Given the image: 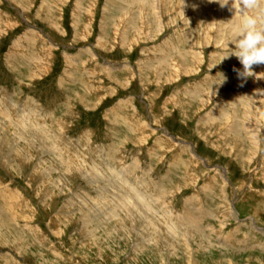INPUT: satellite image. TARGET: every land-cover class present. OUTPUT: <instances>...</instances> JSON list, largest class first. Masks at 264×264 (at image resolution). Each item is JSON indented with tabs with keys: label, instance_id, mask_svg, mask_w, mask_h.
I'll list each match as a JSON object with an SVG mask.
<instances>
[{
	"label": "rangeland",
	"instance_id": "rangeland-1",
	"mask_svg": "<svg viewBox=\"0 0 264 264\" xmlns=\"http://www.w3.org/2000/svg\"><path fill=\"white\" fill-rule=\"evenodd\" d=\"M240 19L0 0V264H264V77L238 76Z\"/></svg>",
	"mask_w": 264,
	"mask_h": 264
},
{
	"label": "clouds",
	"instance_id": "clouds-1",
	"mask_svg": "<svg viewBox=\"0 0 264 264\" xmlns=\"http://www.w3.org/2000/svg\"><path fill=\"white\" fill-rule=\"evenodd\" d=\"M217 3L221 8L239 13L241 19L235 31V51L233 54L243 66L238 76L244 78L264 77V73H255L254 66L264 64V0H208ZM184 7V0H183ZM225 56L224 59L229 58ZM235 70V69H234Z\"/></svg>",
	"mask_w": 264,
	"mask_h": 264
},
{
	"label": "bare ground",
	"instance_id": "bare-ground-1",
	"mask_svg": "<svg viewBox=\"0 0 264 264\" xmlns=\"http://www.w3.org/2000/svg\"><path fill=\"white\" fill-rule=\"evenodd\" d=\"M100 193H101V192H100ZM136 193H137V192H136ZM118 196H119V195H118ZM124 203H125V202L123 201V202H122V207H123V208H125V207H126V208H127V210H129V208H128V207H129V205L127 206V204H125V207H124V205H123ZM119 205H120V204H119ZM131 205H132V204H131ZM143 205H144V204H143ZM130 207H131V206H130ZM144 207H145V209H147V208H146V206H144ZM137 209H138V208H137ZM139 209H140V208H139ZM113 211H114V210H113Z\"/></svg>",
	"mask_w": 264,
	"mask_h": 264
}]
</instances>
